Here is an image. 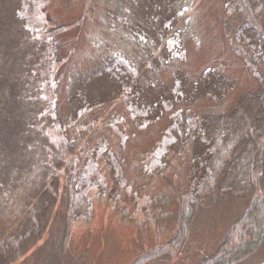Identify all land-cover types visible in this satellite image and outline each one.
<instances>
[{
	"label": "rangeland",
	"instance_id": "1",
	"mask_svg": "<svg viewBox=\"0 0 264 264\" xmlns=\"http://www.w3.org/2000/svg\"><path fill=\"white\" fill-rule=\"evenodd\" d=\"M42 13L52 27L64 28L57 37L64 46L57 105L63 120L71 122L66 134L77 145L78 163L97 162L107 190L90 193V218L73 224L67 246L65 209L57 204L44 238L13 264H131L155 248H166L165 254L150 264H196L209 257L252 197L221 192L209 197L186 226L185 245L177 254L167 246L179 229L198 144L192 139L172 151L165 165L158 159L160 153L154 158L152 153L175 114L228 111L237 97L259 89L250 68V62L259 59L235 36L249 19L248 4L49 0ZM116 56L131 66V84L120 96L105 97L93 109L75 115L69 105L74 82L98 76L106 59ZM209 70L231 82L221 98L205 92L203 76ZM258 71L264 76L263 64H258ZM107 148L121 168V179L105 160L102 151ZM239 264H264V246Z\"/></svg>",
	"mask_w": 264,
	"mask_h": 264
},
{
	"label": "trees",
	"instance_id": "2",
	"mask_svg": "<svg viewBox=\"0 0 264 264\" xmlns=\"http://www.w3.org/2000/svg\"><path fill=\"white\" fill-rule=\"evenodd\" d=\"M244 1L249 19L238 26L236 40L264 65V0ZM48 2L0 0V264H13L44 238L57 204L65 209L63 245H69L73 224L90 218V193L107 190L94 159L77 162V145L66 134L71 122L58 109L64 46L57 37L64 28L45 22ZM258 62H250L259 82L256 92L243 93L221 113L175 114L152 153L153 158L160 153L165 165L172 151L192 139L198 144L179 229L167 246L177 254L185 245L186 226L209 197L220 192L252 197L219 248L196 264H239L264 246V76ZM96 74L74 82L69 105L75 115L105 97L120 96L135 78L128 62L117 56L107 58ZM203 80L205 92L214 97H223L231 85L217 70L207 71ZM102 153L121 179L109 149ZM165 249L155 248L131 264H150Z\"/></svg>",
	"mask_w": 264,
	"mask_h": 264
}]
</instances>
